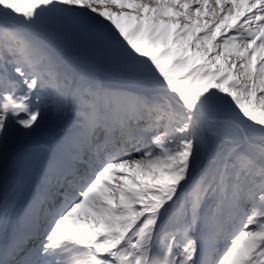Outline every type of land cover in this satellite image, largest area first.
Returning <instances> with one entry per match:
<instances>
[{
  "label": "snow or ice",
  "instance_id": "6c2138e0",
  "mask_svg": "<svg viewBox=\"0 0 264 264\" xmlns=\"http://www.w3.org/2000/svg\"><path fill=\"white\" fill-rule=\"evenodd\" d=\"M0 230V264H264V0H0Z\"/></svg>",
  "mask_w": 264,
  "mask_h": 264
},
{
  "label": "bare ground",
  "instance_id": "6f19581e",
  "mask_svg": "<svg viewBox=\"0 0 264 264\" xmlns=\"http://www.w3.org/2000/svg\"><path fill=\"white\" fill-rule=\"evenodd\" d=\"M53 143L54 141L49 143L48 147H51ZM43 155H44V152L42 153V151L31 152L33 163L38 164V162L43 158ZM28 196H30V185L25 186L22 194L17 198L12 208H10L9 210L8 222L6 225L7 235L11 234L12 224H14L16 216L20 213V209L23 207L24 201ZM6 233L4 230H0V242H2L6 238Z\"/></svg>",
  "mask_w": 264,
  "mask_h": 264
},
{
  "label": "rangeland",
  "instance_id": "374dc122",
  "mask_svg": "<svg viewBox=\"0 0 264 264\" xmlns=\"http://www.w3.org/2000/svg\"><path fill=\"white\" fill-rule=\"evenodd\" d=\"M55 134H56V132L53 128H46V129L42 130L41 132L37 133L36 136H34L33 140H32L33 147L31 149V152L42 151V153H43L44 150H42L36 146L44 145L45 150H46V148H48V144L54 141Z\"/></svg>",
  "mask_w": 264,
  "mask_h": 264
}]
</instances>
